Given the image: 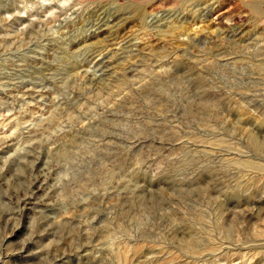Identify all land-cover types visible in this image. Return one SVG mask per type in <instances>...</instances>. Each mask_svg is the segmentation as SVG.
Instances as JSON below:
<instances>
[{"label":"rangeland","instance_id":"rangeland-1","mask_svg":"<svg viewBox=\"0 0 264 264\" xmlns=\"http://www.w3.org/2000/svg\"><path fill=\"white\" fill-rule=\"evenodd\" d=\"M257 1L0 0V264H264Z\"/></svg>","mask_w":264,"mask_h":264},{"label":"bare ground","instance_id":"bare-ground-1","mask_svg":"<svg viewBox=\"0 0 264 264\" xmlns=\"http://www.w3.org/2000/svg\"><path fill=\"white\" fill-rule=\"evenodd\" d=\"M261 1H264V0H258L257 1V3H260ZM253 7V10H259V8H258V5L257 4H255L254 6H252Z\"/></svg>","mask_w":264,"mask_h":264}]
</instances>
